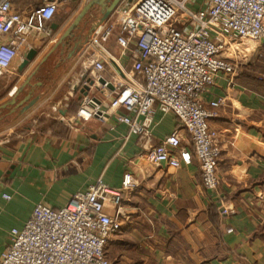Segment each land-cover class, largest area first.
<instances>
[{
  "label": "crops",
  "instance_id": "0c3cea01",
  "mask_svg": "<svg viewBox=\"0 0 264 264\" xmlns=\"http://www.w3.org/2000/svg\"><path fill=\"white\" fill-rule=\"evenodd\" d=\"M88 1L72 7L69 0H59L51 35L30 34L19 51L22 59L35 50L33 60L19 70L21 59H16L0 80V256L10 231L22 229L36 205L61 208L100 180L121 192V228L105 247L112 264H264V46L255 51V72L242 67L231 77L220 74L203 96L206 106L223 99L209 120L221 155L218 186L207 190L195 159L180 168L147 159L148 150L173 132L190 148L188 134L171 113L155 110L148 132L138 135L108 109L105 95L112 97L113 89H103L96 73L85 70L93 58L105 68L100 74L104 81L132 75L134 44L121 54L114 35L106 42L94 39V32L88 35L92 25L105 29L112 16L99 24V8L93 9L73 33L82 42H75L73 54V40L64 48L59 44L76 10ZM135 2L122 0L117 7ZM63 7L69 15L59 21ZM21 76L20 84L11 79ZM29 77L23 95L4 108ZM86 77L95 80L87 98L101 101L104 120L75 119L86 97L74 89ZM29 93L37 101L20 114L15 105ZM127 174L132 185L123 190Z\"/></svg>",
  "mask_w": 264,
  "mask_h": 264
},
{
  "label": "built area",
  "instance_id": "2783aa9c",
  "mask_svg": "<svg viewBox=\"0 0 264 264\" xmlns=\"http://www.w3.org/2000/svg\"><path fill=\"white\" fill-rule=\"evenodd\" d=\"M29 1L32 9L23 12L16 0H0V80L9 73L30 34L51 35L49 24L59 0ZM197 2L136 0L131 6L117 7L111 23L103 30L98 26L92 37L106 42L114 35L121 54L134 44L132 75L102 85L98 81L105 68L100 61L91 58L85 70L96 73L103 89L112 86L113 96L105 95L108 109L132 132L145 135L155 110L171 113L188 134L190 148L182 146L178 132H173L148 150V161L180 168L195 159L202 186L215 190L221 149L209 120L223 99L206 106L203 96L220 74L238 73L237 63L222 56L227 48L244 40L264 45V0ZM192 5L198 8L193 10ZM97 112L105 113L101 101L97 105L86 97L75 119L87 122ZM131 185L127 174L121 188ZM120 198L119 190L98 180L61 208L36 205L23 228L10 231L0 264H112L105 247L121 228ZM108 208L113 215L107 213Z\"/></svg>",
  "mask_w": 264,
  "mask_h": 264
},
{
  "label": "water",
  "instance_id": "95a60500",
  "mask_svg": "<svg viewBox=\"0 0 264 264\" xmlns=\"http://www.w3.org/2000/svg\"><path fill=\"white\" fill-rule=\"evenodd\" d=\"M122 0H89L81 9V11L78 13V15L76 16V18L73 20V22L70 24V26L65 30L63 36L61 37L59 44L61 45L62 48H64L66 45L69 44L70 41H74V43L76 42L75 35L73 34L74 31L76 29L79 28L80 24L83 22V20L86 18V16L88 14H90V12L95 9V8H99V14H100V19L98 20L99 24H102L103 22H105L109 16H111V14L113 13V11L117 8V6L119 5V3ZM98 24L96 25H92L90 27L89 30V34L91 35L94 31L95 28H97ZM85 39V38H84ZM79 44V42H76ZM73 46V50H72V54L77 50V46ZM77 44V45H78ZM82 42H80L79 45H81ZM36 55V51L35 50H31L29 51L27 54H25L20 62V68L19 70H22L23 68H25L27 66V64L33 60V58ZM35 75V72L32 74V76ZM29 81H30V77L25 81V83L20 87V88H15L12 92V98L10 100L9 103L4 105L5 107H8L9 105H14L16 103V97L21 94L23 91V89L29 85ZM100 84H105V81L103 79H100L98 81ZM94 81L89 79V78H85L84 81L80 82L76 88L74 89L75 92H79L82 96L84 97H88L89 93H91V89L94 86ZM107 88L112 90V86L110 84L107 85ZM92 102H94L95 104L99 105L100 101L97 98H91ZM37 101V98L35 99H31V93H29L28 95L25 96V98L19 102L18 104H16V108L21 107L19 113L23 114L26 111H28ZM25 103V105H24ZM104 115L101 112H97V114L95 115V118L98 119L99 116Z\"/></svg>",
  "mask_w": 264,
  "mask_h": 264
},
{
  "label": "rangeland",
  "instance_id": "374dc122",
  "mask_svg": "<svg viewBox=\"0 0 264 264\" xmlns=\"http://www.w3.org/2000/svg\"><path fill=\"white\" fill-rule=\"evenodd\" d=\"M79 1L80 0H69V3H67V6L71 5L72 7H74L75 5H77L79 3ZM16 2L19 4L20 7L32 9L31 3L29 4L28 0H16ZM68 11H67V8H65V7L60 9L59 18L57 20L61 21L64 18H66L69 15ZM77 13L78 12L76 10V13L74 14V17H73L71 23L76 18L75 16L78 15ZM234 45L230 46L229 48H227V50H225V52H226L225 56L228 57L229 59H231L232 61H234L235 63H237V65L240 69L243 67V68H248L250 71H252V69H253L255 72V51L259 47L264 46V45H261V43H259V42H254V41H250V40H244L243 42H238L237 44H234ZM235 51H237V52H235ZM16 59H17L16 62L19 61L21 59V55L19 54ZM24 78H25L24 76H21L20 78H16V79H15V77H11V79L15 80L17 82V84H20L22 82V80H24ZM12 80L9 81L6 91H8V89L11 87ZM23 93L24 92H22L21 95H23Z\"/></svg>",
  "mask_w": 264,
  "mask_h": 264
},
{
  "label": "bare ground",
  "instance_id": "6f19581e",
  "mask_svg": "<svg viewBox=\"0 0 264 264\" xmlns=\"http://www.w3.org/2000/svg\"><path fill=\"white\" fill-rule=\"evenodd\" d=\"M241 44V43H240ZM235 46V45H234ZM237 47V46H236ZM243 47V46H242ZM232 48V47H231ZM236 49V48H235ZM239 49V48H238ZM235 52H237V51H235ZM232 54V53H231Z\"/></svg>",
  "mask_w": 264,
  "mask_h": 264
}]
</instances>
